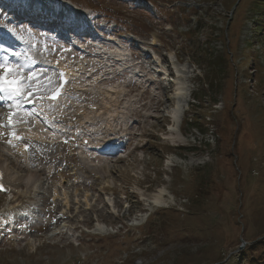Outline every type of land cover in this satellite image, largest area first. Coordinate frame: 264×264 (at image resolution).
I'll return each instance as SVG.
<instances>
[{"label": "rangeland", "instance_id": "374dc122", "mask_svg": "<svg viewBox=\"0 0 264 264\" xmlns=\"http://www.w3.org/2000/svg\"><path fill=\"white\" fill-rule=\"evenodd\" d=\"M33 1L46 10L58 1L53 8L57 14L49 11L56 17L65 13L63 6H76L73 19L83 15L79 22H92L100 34L95 43L102 47L97 48L101 56L120 54L129 63L123 62L128 66L124 76L118 75L119 63L105 70L94 66L98 76L82 65L61 104L46 103L27 112L39 116L32 135L55 141L58 131L53 128L67 130L68 123L53 126L47 119L53 122L56 111L68 113L71 104L81 105L90 98L88 91L118 85L145 104L140 117L132 101L136 110L123 124L129 133L112 132L120 123H107L114 155L100 154L93 145L84 156L82 147L76 151L82 156L78 183L67 169V179L51 182L41 176L32 186L18 185L14 182L23 173L16 164L7 165L13 187L9 195H0V264H264V27L253 29L255 23L264 24V16L250 19L262 13L264 1L263 7L257 0H241L236 7L237 0ZM16 30L20 38L33 41L29 47L45 51L44 59L57 54L68 59L41 44L51 40L45 28L31 27L25 34ZM151 42L157 45L150 48ZM88 51V56L94 53ZM154 53L163 79L157 78L158 85L139 97L143 87L134 80L129 85L127 76L144 80L145 71L151 74L147 59ZM93 57L84 62H93ZM211 72L217 83L210 82ZM201 90L212 91L211 96L203 98ZM152 93L158 98L152 99ZM97 95L102 104L103 96ZM100 112L96 115L102 116ZM194 112L213 115L209 133L189 129L185 118ZM90 116L85 124L92 131L99 125ZM103 116L108 119L107 113ZM92 138L94 143L99 135ZM0 150L17 162L4 136ZM43 167L45 173L49 166ZM29 168L37 169L34 164ZM13 211L22 215L12 218Z\"/></svg>", "mask_w": 264, "mask_h": 264}, {"label": "bare ground", "instance_id": "6f19581e", "mask_svg": "<svg viewBox=\"0 0 264 264\" xmlns=\"http://www.w3.org/2000/svg\"><path fill=\"white\" fill-rule=\"evenodd\" d=\"M24 1H25V3L28 4V9H22V10L24 11V14L26 16H28V17L39 15V16H43V18H45V20H56L57 18L63 19L65 17H69V16H64V15H60V16H57V17L56 16H52L49 13V10H46L43 7H38L37 5L33 4L29 0H24ZM41 1H44V0H41ZM43 3H45V2H43ZM53 4L59 5V2L58 1H55ZM21 5H23V3H21ZM45 11H48V12H45ZM45 13H48L49 15L48 14H45ZM82 17H83V15H81V14L78 16V18H79L80 21H82ZM3 19L4 18L0 17V25H2ZM40 28H45L46 30H49L48 25H46V24L41 25ZM83 31L85 32L86 29L84 28ZM6 33H9L10 34V31H6ZM88 34H91V33H88ZM43 36L48 37V36H46L44 34H43ZM56 36H59V35H56ZM79 38H80L81 41H84L81 37H79ZM101 41H103V40H101ZM149 44L150 45L153 44L154 46L156 45L155 42H151ZM23 48H24V50L23 49L22 50L24 52L25 51H29V49H30V51L32 52V54H37V52L35 51V49L30 48L29 45H24ZM89 49L91 51H94V53L92 55L95 58H98L96 64L94 65L95 67H96V65H99V66H101V69H104L105 70L108 67L111 68L110 66H113L111 63L112 62L113 63L115 62V63H119V65H120V67L118 69H117V66H116V69L118 71V75L119 76H122V75L124 76V74L127 72L126 69L128 68V66H126V65L124 66L123 65V62L125 61V58L124 59L122 58L123 55L121 57V55L119 54V57L116 56V58H113V57H108V55H105V54L102 53V56H101V52H99L98 54H96L95 47L90 46V44H89L88 50ZM88 50H87V52H88V55H89V51ZM9 52H10L9 54L13 53L11 51H9ZM91 56H89V57H91ZM0 59H1V50H0ZM153 60H155L156 62L159 61L158 58H153ZM40 61L43 63L45 60H40ZM106 61H109V66L108 65L107 66L105 65ZM100 62H102V63L100 64ZM0 63H2V62H0ZM126 63H129V62L127 61ZM44 65L41 66V67L45 68L50 73L53 72L52 67L47 66V65L44 66ZM134 65L137 66L138 69L140 70L139 73H141V74L143 73V75H144V71L142 70V67L143 66L141 67L140 62H135ZM134 65H132V66H134ZM76 66H77V68H79L80 63L79 62L76 63ZM94 66L92 68L94 69V72H95ZM66 67L69 68V77H71V73L73 71H72V69L69 66L66 65ZM108 70H110V69H108ZM148 71H150L149 73H151V74H148L147 71H145L146 72V74H145L146 77L144 76V78H145L144 80L136 79V77H134L132 73L128 74V76H127L129 85L132 84V82L134 80V85L135 86L143 87L142 89H140L138 91V96L139 97H141L147 91L148 92L149 91H152L153 89L151 90L150 89V86H154V85L156 86V84L159 83L158 79L156 78V75L154 73H152V71L150 69ZM106 72H105V74H106ZM30 73H33V72L30 71L28 74H30ZM34 73H37V72H34ZM110 73H113V72H108L107 74L109 75ZM28 74H26V75H28ZM91 75H94V73H92ZM104 76H101V77H104ZM158 78H159V80H161L160 77H158ZM49 79L52 80L51 77H49L48 80H45L44 77L42 76V77L39 78L38 83H41V84H44L45 86H47L48 83H49ZM98 82H99V78H98ZM114 83L115 82H113V84ZM118 87L119 86L117 85V87H112L110 89V91L109 90L108 91H103V92H98L97 91L96 93H92V92L88 91L90 94L89 95L86 94V95H87V97H90V98H86V97L84 98L83 97L84 98V101L86 100L84 102V104H83V102H80V103H82L81 105H75L74 107H72V104H71V108L75 109L73 111L72 115L68 116V115L64 114V115H66V116H64V115L57 114V116H55V118H60V119L68 116L67 121H70V119L76 115V112H81V114L76 117V122L75 123H72V126L74 127V129H78L79 130V135H78V137L80 138L79 144H80V147H82V149H84L86 151V153L85 152H83V153L81 152L83 154L82 156H84V154H87V152H88L87 149H91V148H88V147L90 145H92L93 140H94L92 137L94 135H97V136L99 135V138L98 139H102L103 138L104 142H106V143H103L102 145H98V146L96 144L95 146H96V149L97 150L100 147H106V148H102L103 151H108V150H111L112 149V148H108L107 147L108 145H110L109 144V140L110 139H107V138L111 134L108 132V129L106 127L107 123L109 125H111V121L112 122L114 121L115 123H118V124L120 123V127L117 126L118 128L117 127H114L115 125L111 127L112 132H116V131L120 130V131H122L124 133H129L128 131H129L130 128L129 127L125 128L124 125L127 126L129 119L132 117V114H134V112L136 110L134 108V106L131 105L132 101H134L135 103H137V105H136L137 106V111L136 112L139 113L140 117L142 116L141 115V112H143V108H142V105L143 104H140V98H138V97L129 98L130 96L127 95V94H125L124 91L122 92V91L118 90ZM119 88H121V87H119ZM155 89H158V87H155ZM176 89L178 91H181L182 90V83L179 82L178 80L176 81ZM41 90H46V88L45 89H41ZM34 91H35V89H34ZM83 91H85V90H83ZM97 93H99V95H102L103 96L102 97V100L104 102H102V104L98 100ZM83 95H85V94H83ZM124 96H125V99L123 98ZM151 96H152V99H157L158 98V96L156 95V93H152ZM19 103H20V107L19 108H16L15 105H14L15 103L13 101L4 100L3 97L0 98V105L2 104V106H0V123H5V119L4 118L7 117L9 111L18 112V110H19V113L21 115L22 112H25V111L28 110L27 108H22V106L25 103V101H20ZM46 103H53V102H46ZM156 103L159 104V101L157 100ZM44 105H46V104H44ZM90 106L97 107V110L94 111ZM109 106H110V108L111 107L112 108L111 109H108ZM52 111H54V110H52ZM97 112H100L102 116H99L98 114L96 115ZM106 113L108 115V119L103 116ZM90 114L91 115H94V116H90L89 117V120L94 118V119H96L95 121H98L96 123V125H99L98 128L95 127L94 130H92V131L90 129H88V127L90 125L88 126V125L85 124V122H88V121H86V117L88 115H90ZM113 116L116 117V118H118V119L112 118ZM22 117H23V119L25 121L28 122V119H26V116H22ZM89 123H91V122L89 121ZM24 124L25 125H28V123H24ZM55 126H56V124H55ZM122 128L125 131H123ZM4 129H6V128H4ZM127 129H128V131H127ZM28 132H30V133L33 134V132L31 130H29ZM65 132H68V130L65 131ZM125 136L126 135H124L122 137V135H121L122 138H124ZM5 138L9 139L8 132L6 133V137ZM38 139L39 138H37V139L29 138L28 139L29 141H32L36 145L39 146L37 150H32L30 156L26 155L23 152H20L19 153V148L17 149V154L18 155L17 156L15 155L17 162L9 161V157L7 155H5L3 153V151L0 150L1 151L0 152V166L3 169L5 182H6V184L8 186L9 185L11 187L13 186V183H10L11 181H9L10 180L9 170H11V169H9V167H11V166H9V165H12L13 166V164H16L15 167H17V169H19L23 173V176L20 178V180L18 178V179H16L17 182H14V183H17L18 185H21L22 182L23 183L25 182L22 185H26L27 186L29 183H31V186H32L33 183H34V181L40 179L41 176L42 177L43 176L44 177L46 176L47 178L50 177L51 178V182L58 181L57 180L58 178H66L67 179L69 177V175L66 174V170L67 169H70L73 172L72 173L73 174L72 179L76 180V182L77 181L79 182V180L82 179V178L80 179V175L82 176V174H81L80 168H79L80 165H81V161H82L80 158H82V156L81 157H78V155L75 152V148L76 147H74L72 144L61 145V144H59L58 141H54L53 140L54 138H51L49 141H46V142H44L42 140H38ZM85 139L87 140V144L86 145L83 144V141ZM12 141H14V140H12ZM119 147L120 148H123L124 145L121 144ZM18 162H21V163L23 162V164L25 163V165H27V166H24V167L18 166ZM62 162H65L66 165L62 169V171L59 172L58 170L62 166ZM31 164H34V168H37V169H34L33 171L30 170L29 167L31 166ZM44 165L49 166L47 168V171L45 173H44V167H43ZM90 168L91 167H89V170H90ZM92 170H94V169H92ZM92 170H90V171H92ZM96 170L98 171L99 169H96ZM50 173H51L52 176L50 175ZM53 195H55V193ZM15 214H17V216L18 215L19 216L22 215V213H20V212L16 213L15 211H13V212L10 213V215L12 216V218H13V216ZM15 217H16V215H15Z\"/></svg>", "mask_w": 264, "mask_h": 264}, {"label": "snow or ice", "instance_id": "6c2138e0", "mask_svg": "<svg viewBox=\"0 0 264 264\" xmlns=\"http://www.w3.org/2000/svg\"><path fill=\"white\" fill-rule=\"evenodd\" d=\"M61 25L68 31H72L77 27V21L71 17H65L61 20ZM4 51L7 52L8 50L5 49ZM13 55L15 54L13 53ZM22 71L23 69L19 65L9 64L7 57L4 58L3 63H0V93H3L4 98L7 100L13 101L16 108L20 107V101L31 103L29 98L31 97L35 99L37 93H39L41 89L46 88L47 94L53 101H56L62 94L59 90L62 87V84L53 86L52 81L49 79L48 85L45 86L44 84L38 83L39 77L35 73H30L22 77ZM62 76L63 74H61V77ZM32 115H35V113ZM4 119L6 120V123H0V127L8 130L10 138L7 140V143L12 147L22 145L25 152L38 149L39 146L34 142L26 140V138L17 134L16 125L27 123V121L20 116L19 112L9 111L7 117ZM3 135V133H0V137ZM13 138L16 140V144L12 143ZM0 191H7L2 183H0Z\"/></svg>", "mask_w": 264, "mask_h": 264}, {"label": "trees", "instance_id": "16d2710c", "mask_svg": "<svg viewBox=\"0 0 264 264\" xmlns=\"http://www.w3.org/2000/svg\"><path fill=\"white\" fill-rule=\"evenodd\" d=\"M262 1L264 0H257V3L259 5H261L263 7V4L261 3ZM262 16H264V7H263V11L261 14H254L252 16H250V19H253L256 21H258V19H260ZM257 19V20H256ZM260 21V20H259ZM230 26V23L226 24V28ZM256 26H260L261 30H263V27H264V24L263 23H255L254 25V31L256 30ZM199 31V29H198ZM256 32V31H255ZM248 42V41H246ZM257 62V61H256ZM256 62H253L254 64H256ZM255 73V72H254ZM209 77H210V82H215L217 83V79H218V76L216 75V79H214V75H212V72L211 74H209ZM211 92L212 91H204V90H201L200 92V95L203 97V98H206L208 95L211 96ZM194 101H197L196 99L193 98ZM208 102H215V100L213 99H210ZM192 106L193 107H197V105H194V103H192ZM196 113L194 112L193 115H190L188 117L185 118V121L189 127L190 130H195L197 131L198 133H202L203 135L206 134V133H209L210 132V126L213 125V123L211 122H208V119H210V117H212L213 115H208V114H204L203 116L199 117V116H196L195 115ZM249 250V249H248ZM251 251H254V249L252 248Z\"/></svg>", "mask_w": 264, "mask_h": 264}]
</instances>
